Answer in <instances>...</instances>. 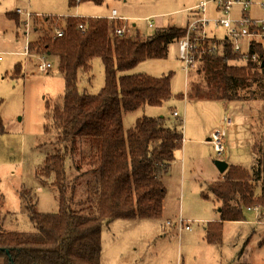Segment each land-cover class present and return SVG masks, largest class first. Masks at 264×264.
<instances>
[{
    "label": "trees",
    "instance_id": "1",
    "mask_svg": "<svg viewBox=\"0 0 264 264\" xmlns=\"http://www.w3.org/2000/svg\"><path fill=\"white\" fill-rule=\"evenodd\" d=\"M104 1L68 0V7ZM6 16L19 24V13ZM195 17L193 12L185 27L157 28L147 36L135 30V36L128 38L112 33L123 21L103 16L30 15L29 30L36 38L28 42L29 50L54 58L64 79L63 104L45 113L44 133L54 134L55 142L34 171L41 185L57 192L58 210L38 212V199L23 187L20 205L33 229L8 230L0 225V264H100L105 226L119 219L161 217L166 195L162 178L181 149L180 124L171 127L162 116H143L126 130L123 113L161 106L173 97L188 101L264 100V44L252 45L246 54L236 53L232 41L219 38L215 31L192 52L196 68L187 70L185 92L173 96L171 73L159 77L128 73L145 60L166 58L169 45L177 41L179 46ZM125 23L133 29L130 21ZM57 31L63 35L58 37ZM94 59L103 65L104 85L91 94L80 84L93 81ZM24 76L18 62L8 77L20 80ZM261 121V135L251 146L250 170L231 165L221 179L206 184L205 196L219 204L220 216L219 228L209 225L206 229L207 244L220 241L224 222L244 221L246 209L264 210V118ZM3 129L0 118V134ZM76 152L79 174L71 181L67 159L72 160ZM81 177H85L82 191L77 190L84 195L78 200L75 183ZM74 203L79 208H74Z\"/></svg>",
    "mask_w": 264,
    "mask_h": 264
},
{
    "label": "rangeland",
    "instance_id": "2",
    "mask_svg": "<svg viewBox=\"0 0 264 264\" xmlns=\"http://www.w3.org/2000/svg\"><path fill=\"white\" fill-rule=\"evenodd\" d=\"M202 1L205 0H105L100 5L82 3L70 9L68 0H0V118L4 127V132L0 134V225L3 228L21 231L33 229L20 205L19 192L23 187L30 189L38 199V212L53 213L58 210L57 192L41 185L34 171L55 142L54 134L44 133L45 113L63 104L64 79L54 58H46L29 50L27 44L36 36L30 29L26 41L24 14L32 12L62 17L68 15L59 16L58 13L78 12L79 9L84 11L90 6L102 7L106 13L115 8L122 17L138 18L131 24H135L140 35L147 36L157 28L185 27L193 14L187 7ZM211 6L208 5V10ZM17 9L23 13L18 16L19 24L6 16V13L17 12ZM149 15L154 16V28H148L145 21ZM213 30L219 38L224 37L222 28L213 27ZM40 59L50 62L51 70L39 72L37 66ZM18 62L22 64L25 76L13 80L8 76H11ZM243 65H246L245 61ZM92 66L93 81L81 83L80 88L95 94L104 85V70L99 59H94ZM195 68L196 65L193 70ZM128 73H145L154 77L171 73L173 96L186 90L188 72L181 60L177 41L169 45L166 58L145 60ZM232 102L236 104L231 105L230 113L234 115L238 128L232 129V136L237 143L231 145L228 152L231 160L228 162L250 170V147L254 138L257 140L261 135L264 100ZM47 103L49 109L46 108ZM187 105L185 110L184 100L173 97L161 106H142L123 113V127L126 130L133 128L137 119L143 116H162L168 126L180 124L178 131L189 138L193 132L196 135L206 132L222 112L218 103L212 105L208 100H191ZM174 111L180 115L179 119L172 116ZM183 111L189 112L184 115ZM226 112L224 114L230 117L231 125L232 115ZM250 114L253 119L249 118ZM251 123L253 136L251 130L248 131ZM229 125L226 127V143ZM75 155L72 160L67 159V172L72 177L71 181H75L79 174L75 170L78 152ZM224 155L217 159L208 143L189 141L185 144L183 141L170 175L167 177L165 174L162 178L166 195L161 217L119 219L105 226L101 239L107 243V261L110 264H264L263 209H246L244 221L224 222L220 241L216 245L207 246L204 240L209 225L220 227L219 204L210 195H205L207 182L221 179L226 172H218L214 165L215 158L223 161ZM82 168L85 169L84 166ZM84 178L81 177L75 183L76 199L84 195L79 191H82ZM73 207L79 208V204L74 203ZM186 226L190 230H185ZM114 246L123 249L125 253L122 258L117 256Z\"/></svg>",
    "mask_w": 264,
    "mask_h": 264
},
{
    "label": "built area",
    "instance_id": "3",
    "mask_svg": "<svg viewBox=\"0 0 264 264\" xmlns=\"http://www.w3.org/2000/svg\"><path fill=\"white\" fill-rule=\"evenodd\" d=\"M210 4L212 6L208 10V5ZM252 7L260 8L262 15L258 17L253 16L250 12ZM234 8L240 9L238 17L233 15ZM187 10L195 12L196 17L188 23L186 36L179 42L181 60L184 62L186 70L195 63L192 52L202 41H205L213 33V27L224 30V36L232 41V47L236 53L246 54L252 45L264 44V0H207ZM17 13L23 14L21 10H18ZM24 16L26 18L25 36L27 41L30 15L29 13H25ZM70 16L83 19L90 17L75 14H70ZM103 17L124 22L122 27L115 28L112 31L114 36L133 37L134 34L132 32L134 30L126 26L125 23L130 21V19L117 16L115 10L111 11L110 15ZM145 21L147 22L148 28H154L150 17L145 18ZM80 28L84 29L83 24L80 25ZM56 35L61 37L63 33L62 31H57ZM51 66L52 64L50 62L40 59L37 70L45 73L51 70ZM173 116L177 117L178 114L174 112ZM229 118L226 114L222 115V123L211 131L207 141L212 146L217 159L222 158L226 150V127L230 124ZM184 229L190 230V227L186 226Z\"/></svg>",
    "mask_w": 264,
    "mask_h": 264
},
{
    "label": "crops",
    "instance_id": "4",
    "mask_svg": "<svg viewBox=\"0 0 264 264\" xmlns=\"http://www.w3.org/2000/svg\"><path fill=\"white\" fill-rule=\"evenodd\" d=\"M205 1H207V0H205ZM203 2V1H202ZM199 5V4H198ZM90 6V5H89ZM195 6H197V5H195ZM191 7H194V6H190V7H187V8H191ZM17 10H19V9H17ZM89 10V11H88ZM113 10H115L116 11V14H117V16H119V17H122V15H119V12L115 9V8H112V9H110L109 10V12H104V9L102 8V7H93V6H90V9H85L84 11H81L80 9L78 10V12H68V13H58V15L60 16V14H65V15H69V14H75V15H78V16H90V17H101V16H107V15H109L110 13H111V11H113ZM24 11H28V10H24ZM86 11H88V12H86ZM29 12V11H28ZM250 12H251V14L253 15V16H255V17H258V16H261L262 15V11H261V9L260 8H258V7H252L251 8V10H250ZM29 13H31V14H33L32 12H29ZM239 13H240V9L239 8H234L233 9V15L235 16V17H238L239 16ZM36 14H38V13H36ZM48 15V14H47ZM156 16V15H155ZM148 17H150L151 19H152V17H154V16H151V15H149ZM124 18H128V19H130V23H131V21H136V19H138V18H135V17H132V18H130V17H127V16H124ZM147 18V17H146ZM132 27H133V30H134V32H132L133 34H135V30H136V28H135V24H133L132 25ZM187 102L188 101H186V100H184V106H185V110H186V107L188 106L187 105ZM210 103H212V105L213 104H217L218 103V105H219V107L222 109V112H220L219 113V117H216L215 119H214V124H213V126H211V128H209L208 130H206V132H204V133H201V134H199V135H196V133H191L192 134V137H189V138H185L184 136H183V141L185 142V144L186 143H189V141L190 142H192V141H197V142H199V143H207V139L209 138V136H210V133H211V131L216 127V126H218L219 124H221L222 123V115L224 114V113H227L226 111H228L229 113H230V111H231V105L232 104H236V103H234V102H219V101H210ZM176 112V111H175ZM188 112L189 111H183V113H184V115H186V114H188ZM232 112V111H231ZM231 115H232V119H233V123L231 124V125H229V127L227 128V143H226V151H225V155H224V159H223V161H225L227 164H229V162H228V160H231V156L230 155H228V152L230 151V148H231V145H232V143H237V140L236 139H234L233 138V136H232V129L233 130H236L237 128H238V125L236 124V120H235V117H234V115L232 114V113H230ZM179 115V114H178ZM180 116V115H179ZM249 118L250 119H253V115L252 114H250L249 115ZM252 123L251 124H249V128H248V131H250L251 129H252ZM187 129V128H186ZM185 129V130H186ZM183 133H185L184 132V129H183ZM251 133H252V130H251ZM252 136H253V133H252ZM182 141V142H183ZM253 142V141H252ZM239 143V142H238ZM251 148V147H250ZM250 148H248V151L250 150ZM215 160H216V158H215ZM174 162H176V159H175V161ZM173 162V163H174ZM173 163H172V165L170 166V168H169V171H168V173H167V177L170 175V170H171V168H172V166H173ZM229 165H234V163L232 162L231 164H229ZM228 165V166H229ZM184 170H185V167H184ZM219 172V171H218ZM169 174V175H168ZM220 174V173H219ZM165 182V181H164ZM166 184V183H165ZM209 244H207V246H208ZM211 246V245H210ZM114 248H115V253L117 254V256L119 257V258H122L123 256H124V251H123V249L121 248V247H118V246H114ZM108 250H107V243H105L104 241H103V239H102V251H101V257H100V264H110V262L109 261H107V259H106V257H105V255H106V252H107ZM107 261V262H106Z\"/></svg>",
    "mask_w": 264,
    "mask_h": 264
},
{
    "label": "water",
    "instance_id": "5",
    "mask_svg": "<svg viewBox=\"0 0 264 264\" xmlns=\"http://www.w3.org/2000/svg\"><path fill=\"white\" fill-rule=\"evenodd\" d=\"M214 165L220 173H224L228 169V164L222 160H215Z\"/></svg>",
    "mask_w": 264,
    "mask_h": 264
}]
</instances>
